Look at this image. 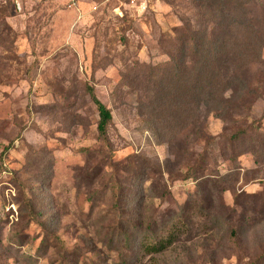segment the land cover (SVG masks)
Here are the masks:
<instances>
[{
    "label": "rangeland",
    "instance_id": "rangeland-1",
    "mask_svg": "<svg viewBox=\"0 0 264 264\" xmlns=\"http://www.w3.org/2000/svg\"><path fill=\"white\" fill-rule=\"evenodd\" d=\"M201 13L0 0V264H264V98L248 114L258 155L213 115L201 138L150 102L147 65L167 70L173 29ZM88 86L111 111L106 139Z\"/></svg>",
    "mask_w": 264,
    "mask_h": 264
},
{
    "label": "trees",
    "instance_id": "trees-1",
    "mask_svg": "<svg viewBox=\"0 0 264 264\" xmlns=\"http://www.w3.org/2000/svg\"><path fill=\"white\" fill-rule=\"evenodd\" d=\"M199 2L202 13L195 21L197 25L184 22L173 29L177 32L176 49L165 63L167 70L147 65L153 91L150 102L160 110L166 104L176 114L173 118L178 117V131L191 123L201 138L206 137L205 123L213 115L224 124L222 136L230 128V142L242 139L244 150L258 155L259 148L251 144L262 122L249 120L248 114L253 102L264 98V0ZM255 65L263 66L252 69ZM87 90L97 108L98 133L106 139L111 111L92 86ZM203 169L199 165L189 167L193 173Z\"/></svg>",
    "mask_w": 264,
    "mask_h": 264
}]
</instances>
